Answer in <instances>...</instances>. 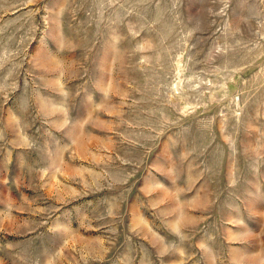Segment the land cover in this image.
I'll return each mask as SVG.
<instances>
[{"label":"rangeland","instance_id":"374dc122","mask_svg":"<svg viewBox=\"0 0 264 264\" xmlns=\"http://www.w3.org/2000/svg\"><path fill=\"white\" fill-rule=\"evenodd\" d=\"M0 264H264V0H0Z\"/></svg>","mask_w":264,"mask_h":264}]
</instances>
